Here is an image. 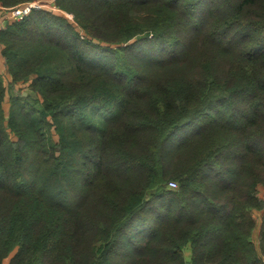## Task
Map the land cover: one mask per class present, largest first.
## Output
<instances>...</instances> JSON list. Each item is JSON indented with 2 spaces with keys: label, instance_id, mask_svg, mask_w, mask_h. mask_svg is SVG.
<instances>
[{
  "label": "trees",
  "instance_id": "trees-1",
  "mask_svg": "<svg viewBox=\"0 0 264 264\" xmlns=\"http://www.w3.org/2000/svg\"><path fill=\"white\" fill-rule=\"evenodd\" d=\"M18 2L0 264H264V0Z\"/></svg>",
  "mask_w": 264,
  "mask_h": 264
},
{
  "label": "rangeland",
  "instance_id": "rangeland-1",
  "mask_svg": "<svg viewBox=\"0 0 264 264\" xmlns=\"http://www.w3.org/2000/svg\"><path fill=\"white\" fill-rule=\"evenodd\" d=\"M31 2V1H30ZM22 2H18V3H16V4H14V5H11V6H5V5H2L1 3H0V10L2 11V12H7V11H9V10H11V9H13V8H16L18 5H20ZM39 4H42V5H46L47 7H50V8H54V6L53 5H51L50 3H48V2H39ZM22 18H18L17 20H21ZM3 27H5V24H4V26ZM6 70V69H5ZM6 72V74H4V77H5V79H9V73H8V71H5ZM7 83V82H6ZM17 88H19V89H21L22 91L24 90L25 92L28 90V88H27V85L24 83V82H20V83H18V85L16 86ZM8 92H10V90L8 89ZM27 93V92H26ZM8 97V96H7ZM6 97V99H5V101H4V103H3V107H4V109H5V111H7L8 110V98ZM36 107L37 108H40L41 106L39 105V104H37L36 105ZM45 135H46V139L43 141V147H44V150L46 151V152H49L50 151V149L52 148V138H51V136H50V134H47V132H45ZM52 136H53V138L56 140L57 139V136H56V134L54 133V135L52 134ZM253 218L255 219V231H254V234H253V237H255V235H256V229H257V227L259 226V222H260V219H259V212H257V211H253ZM8 258L9 257H7V258H5L4 260H3V263L2 264H7V262H8Z\"/></svg>",
  "mask_w": 264,
  "mask_h": 264
},
{
  "label": "crops",
  "instance_id": "crops-1",
  "mask_svg": "<svg viewBox=\"0 0 264 264\" xmlns=\"http://www.w3.org/2000/svg\"><path fill=\"white\" fill-rule=\"evenodd\" d=\"M6 21H7L6 13L0 10V28L4 26V24H6ZM0 50H1V47H0ZM0 71L1 73L6 74L4 58L2 57L1 53H0Z\"/></svg>",
  "mask_w": 264,
  "mask_h": 264
},
{
  "label": "built area",
  "instance_id": "built-area-1",
  "mask_svg": "<svg viewBox=\"0 0 264 264\" xmlns=\"http://www.w3.org/2000/svg\"><path fill=\"white\" fill-rule=\"evenodd\" d=\"M22 12H23V10H21ZM22 12H19L18 10H17V12L15 13V19H20V18H22L23 17V13ZM170 185L171 186H175V183L174 182H170ZM186 264H189L188 262H186Z\"/></svg>",
  "mask_w": 264,
  "mask_h": 264
}]
</instances>
